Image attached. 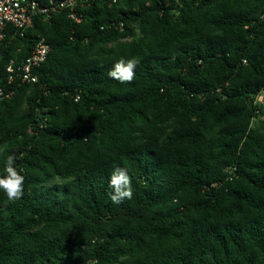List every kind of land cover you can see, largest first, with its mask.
Wrapping results in <instances>:
<instances>
[{
  "label": "trees",
  "instance_id": "16d2710c",
  "mask_svg": "<svg viewBox=\"0 0 264 264\" xmlns=\"http://www.w3.org/2000/svg\"><path fill=\"white\" fill-rule=\"evenodd\" d=\"M38 20L0 65V264H264V0H94ZM18 48L21 52L18 53ZM136 58L135 79L108 72ZM19 62V60H18ZM133 197L114 204L111 173Z\"/></svg>",
  "mask_w": 264,
  "mask_h": 264
},
{
  "label": "built area",
  "instance_id": "2783aa9c",
  "mask_svg": "<svg viewBox=\"0 0 264 264\" xmlns=\"http://www.w3.org/2000/svg\"><path fill=\"white\" fill-rule=\"evenodd\" d=\"M92 1L94 0H0V65L5 60L9 82L17 79L23 84L39 83L37 70L46 62L51 52L46 38L39 37L30 55L20 60L19 56L10 52L16 38L24 37L38 20L49 22L62 13L72 22L80 24L85 20V10ZM19 52L21 48H18ZM13 93H5L1 89L0 98H10ZM258 101L262 102L261 99Z\"/></svg>",
  "mask_w": 264,
  "mask_h": 264
},
{
  "label": "clouds",
  "instance_id": "9594fccd",
  "mask_svg": "<svg viewBox=\"0 0 264 264\" xmlns=\"http://www.w3.org/2000/svg\"><path fill=\"white\" fill-rule=\"evenodd\" d=\"M139 61L136 58L125 59L121 57L108 72V76L120 83H131L135 79V69ZM258 99L264 100V90ZM16 158L8 155L5 161L6 175L0 176V191H2L9 201H16L23 196L24 176L15 167ZM109 187L110 199L114 204H120L125 199H132L133 189L132 180L124 168L116 167L111 173Z\"/></svg>",
  "mask_w": 264,
  "mask_h": 264
}]
</instances>
